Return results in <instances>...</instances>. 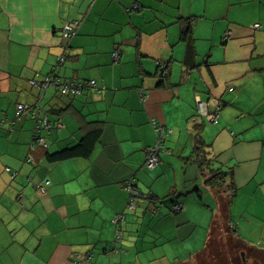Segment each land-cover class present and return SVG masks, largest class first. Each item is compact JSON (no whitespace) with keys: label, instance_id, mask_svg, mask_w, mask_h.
<instances>
[{"label":"crops","instance_id":"1","mask_svg":"<svg viewBox=\"0 0 264 264\" xmlns=\"http://www.w3.org/2000/svg\"><path fill=\"white\" fill-rule=\"evenodd\" d=\"M49 74L103 90L41 98L29 82ZM18 104L42 109L46 149L31 147L29 116L12 124ZM152 121L166 136L149 171ZM95 128L88 158L48 159ZM198 141L233 171L232 193L199 177ZM129 180L154 201L127 210ZM228 229L243 264L264 254V0H0V264H202L211 239L230 248Z\"/></svg>","mask_w":264,"mask_h":264},{"label":"built area","instance_id":"2","mask_svg":"<svg viewBox=\"0 0 264 264\" xmlns=\"http://www.w3.org/2000/svg\"><path fill=\"white\" fill-rule=\"evenodd\" d=\"M134 10H139L137 4H132L131 8L128 9L129 12ZM80 25L81 22L78 21L73 22L70 25H67L63 31V38L65 40H69L72 37H74L77 34ZM257 28L258 25L253 26V29H257ZM119 57L120 54L118 51H114L111 54V58L113 59L114 62H118ZM64 59H65V55L64 53H62V55L57 58V64L58 65L63 64ZM159 72H160L159 76L161 78H164L166 76L165 66L159 64ZM29 83L33 88H36L39 91L41 98H43L45 92L50 87L59 91L60 94L68 95V96L78 95L86 89H94L99 93H101L103 90V88H98L96 82L93 80L88 82H78V81H69V80L61 81L58 77L54 76L53 74L47 75L40 84L36 83L35 81H30ZM197 108L199 113L204 114L210 122L216 123L218 118L217 111L213 113H209L207 111V104H204L201 101H198ZM24 116H29L34 122L32 129L31 147L37 146L46 149L47 142H46L45 134L49 132V130L51 129V125L43 117L42 109L38 105L32 107H26L24 105L18 104L16 106V112L12 124L20 121L21 118ZM151 126L155 134V143L151 148L145 151V162H144V167L149 171H153L158 166L159 163L158 155L161 151V146L166 136V131L162 126L155 123L154 121L151 122ZM58 127H61V125H59ZM170 132L171 131H169V134ZM27 162L29 163L30 159H27ZM6 171L10 173L11 178H14L17 175L15 172L9 169H7ZM48 185H49V181L45 180L40 184H38L36 188L40 193H44ZM123 188L127 194V203H126L127 210L134 211L136 210L140 201L148 200V197L145 194H142V192L139 189H137L134 180H129L128 182H126ZM182 208H183L182 205L174 204L171 207V210L172 212L177 213L180 212ZM123 219L124 216L120 214L115 218L114 223L119 224L120 222L123 221ZM118 239L119 237H116L115 241L118 242Z\"/></svg>","mask_w":264,"mask_h":264},{"label":"trees","instance_id":"3","mask_svg":"<svg viewBox=\"0 0 264 264\" xmlns=\"http://www.w3.org/2000/svg\"><path fill=\"white\" fill-rule=\"evenodd\" d=\"M190 33V28L182 33V39L186 40L187 35ZM160 82L162 83V79L160 77ZM100 129L95 128L89 132H87L81 139L73 146L66 147L65 149L56 152L52 155L48 154V159L53 162L64 161L72 158H88L94 150L95 145L97 144L100 137ZM204 144L201 141H198L194 153L196 156V161L199 169V177L204 180V183L209 186V188L215 190L217 193L220 192H230L234 191V184L232 182L233 171L231 169H223L220 166L213 167V162L208 159V152L204 148ZM207 147V146H206ZM206 172V173H205ZM143 194V193H142ZM152 201H154L151 196L147 195ZM221 240H225L224 233H228V243L227 245L230 248H221L216 249L215 244L217 243L216 238L211 239L207 249L208 254L203 260L202 264H243L239 254L235 255L231 253L232 251L243 252V242L236 236L235 232L231 229L226 231H221ZM216 249V250H215ZM219 252L220 254H218ZM258 252V251H257ZM252 251L251 249L248 251L247 255H245V259H252L251 264H264V254L257 253ZM212 256L215 258L213 260ZM245 260V261H246Z\"/></svg>","mask_w":264,"mask_h":264}]
</instances>
